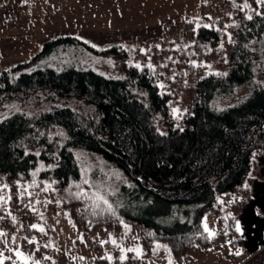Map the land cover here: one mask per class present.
I'll use <instances>...</instances> for the list:
<instances>
[{"label":"trees","instance_id":"1","mask_svg":"<svg viewBox=\"0 0 264 264\" xmlns=\"http://www.w3.org/2000/svg\"><path fill=\"white\" fill-rule=\"evenodd\" d=\"M247 3L251 8L241 10L223 0L209 28L187 14L174 17L161 44L137 52L134 62L120 43L97 49L63 34L44 41L30 58L1 68L0 115L14 99L35 108L0 118V184L34 191L49 182L56 192L74 189L62 205L83 233L128 221L145 254L157 239H165L177 256L195 244L205 252L225 235L239 244L236 219L250 196L255 156L264 153V15L256 14L264 8ZM97 52L115 55L121 73L104 74L86 64ZM163 53L173 60L165 63ZM205 60L216 69L204 72ZM169 71L161 87L159 79ZM186 78V107L172 113ZM242 87L233 102L225 101ZM77 148L129 180L111 197V211L102 201L75 195L84 186ZM207 210L219 213L213 236L201 223Z\"/></svg>","mask_w":264,"mask_h":264},{"label":"rangeland","instance_id":"2","mask_svg":"<svg viewBox=\"0 0 264 264\" xmlns=\"http://www.w3.org/2000/svg\"><path fill=\"white\" fill-rule=\"evenodd\" d=\"M222 1L0 0V69L30 58L44 41L63 34L76 35L88 44L96 45L97 49L120 43L126 46L129 61L134 62L138 59L137 52L152 51L154 45L161 44L164 31L174 17L187 14L196 23L210 25L220 15V10H216ZM176 43L173 42L171 47ZM169 56L163 53L165 63L172 59ZM88 57L86 64L104 74L121 73L115 55L97 52ZM203 69L204 72L215 70L216 65L213 60H205ZM171 75L169 71L165 78L159 79V84L167 82ZM262 75L259 73L258 77L262 78ZM189 81L186 78L177 93L172 113L174 108L179 112L185 109V88ZM243 92V87L238 88L225 101L231 103ZM34 108L35 105L27 100L14 99L7 102L0 118L19 109L32 111ZM74 155L81 170L80 182L87 178L95 185L90 188L83 183L79 189L83 188L91 199L100 201L96 195L102 193L110 203L120 184L129 183L118 168L85 149H74ZM46 183L48 185L34 191L27 187L10 189L0 184V197L3 198L0 200V232L4 233L0 235V260L3 264H22L21 257L15 255L17 250L28 259V264H170V261L171 264H228L231 260L227 259L226 252L237 256L238 261L244 253L232 237L225 235L221 241L211 242L205 252L195 244L184 255L177 256L171 252L165 239H157L145 254L137 229L128 221H121L117 228L113 224L101 225L83 233L69 209L62 205L66 195L73 193L74 189L60 193L54 191L51 183ZM12 193L15 194L14 200H11ZM19 202L21 205L17 204ZM218 217L217 212L205 211L201 217L203 228L206 219L215 235ZM32 225H38L44 231L33 229ZM26 227L31 230L26 232ZM29 240L35 243H29ZM129 249H139L142 255L138 257L136 251ZM258 252L249 255L242 264H255L259 255H264V251ZM122 256L125 258L121 259Z\"/></svg>","mask_w":264,"mask_h":264},{"label":"crops","instance_id":"3","mask_svg":"<svg viewBox=\"0 0 264 264\" xmlns=\"http://www.w3.org/2000/svg\"><path fill=\"white\" fill-rule=\"evenodd\" d=\"M249 194V199L241 208L236 221V227L239 222L241 229L238 232L240 241L237 246L242 248L244 253L238 261L237 256L226 252L227 259L231 260L228 264H234V261L236 264H242L249 255L264 251V153L255 156ZM255 264H264V255H259Z\"/></svg>","mask_w":264,"mask_h":264},{"label":"snow or ice","instance_id":"4","mask_svg":"<svg viewBox=\"0 0 264 264\" xmlns=\"http://www.w3.org/2000/svg\"><path fill=\"white\" fill-rule=\"evenodd\" d=\"M255 2H256L257 8H264V0H255ZM232 3H233V5H234L235 7L241 8V10L251 8V5H249V4L247 3V0H245V3H244L243 5H238V4H236V0H232ZM254 11H255V10H254ZM256 14H257V15H264V12L256 11ZM246 18L249 19V20H251V19H252V16H251V15H248ZM208 19H211V17H208ZM192 22H193V21H189V23H192ZM196 27L198 28V27H200V25L197 24ZM203 27H205V28H209V27H211V25H209V24H204ZM225 27H229V26H225ZM195 30H196V29L194 28L193 31H195ZM227 35H228V40H229V42H231V34H227ZM77 39H80V37H77ZM85 42L87 43V41H85ZM92 46H93V47H96V45H94V44H93ZM221 47H223V44H221ZM192 63H193L194 66H195V62H192ZM136 67L139 68L140 65L137 64ZM149 67H151V65H149ZM225 75H226V74H225ZM161 87H163V86L161 85ZM173 112H174V113H178V112H179V109H175V108H174V109H173ZM5 118H7V117L5 116ZM161 134H163V133H161ZM61 135H63V133H61ZM37 155H39V153H37ZM33 175H35V173H33ZM83 183L89 185L90 188L95 187V185L91 184L90 181H89L87 178H85V179L83 180ZM4 187H7V185H5ZM77 187L79 188L80 186L77 185ZM247 187H248V186L245 185V188H247ZM75 195L77 196V198H80L81 196H85V197H87V196H88V193L85 192L84 190H81L80 192L75 193ZM96 198H97L98 200L102 201V203L108 205V210H109V211L112 210V206H111V204L108 203V200L105 198V196H104L102 193L97 194V195H96ZM2 199H3V198L0 197V200H2ZM97 206H98V205H97ZM31 227H32L33 229H38V230L41 231V232L44 231V229H43L42 227H39L38 225H32ZM204 230H205L206 232H209V235H210V236L214 235V233H212L211 230L209 229V227H208V225H207V222H206V219H205V223H204ZM237 231H238V232L241 231V229H240V227H239V222H237ZM0 235H4V233L0 232ZM29 243H35V241L29 240ZM113 243H114V241H113ZM37 250H38V249H37ZM128 251H136L138 257H139L140 255H142V252H141V250H139V249H135V250H134V249H129ZM236 254L238 255V254H240V253L237 252ZM15 255L21 257L22 264H28V259H27L26 257L23 256V253H21L20 251L17 250V251H15ZM124 258H125V257H123V256L121 257V259H124ZM8 259H11V257H9ZM46 259H47V258H46ZM0 264H3V260H0ZM13 264H15V262H13ZM170 264H171V261H170Z\"/></svg>","mask_w":264,"mask_h":264}]
</instances>
